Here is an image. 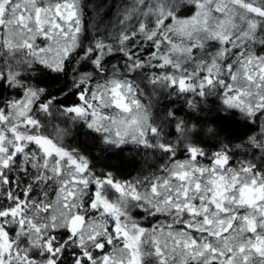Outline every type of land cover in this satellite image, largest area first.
I'll list each match as a JSON object with an SVG mask.
<instances>
[{"label":"snow or ice","instance_id":"obj_1","mask_svg":"<svg viewBox=\"0 0 264 264\" xmlns=\"http://www.w3.org/2000/svg\"><path fill=\"white\" fill-rule=\"evenodd\" d=\"M0 264H264V0H0Z\"/></svg>","mask_w":264,"mask_h":264}]
</instances>
